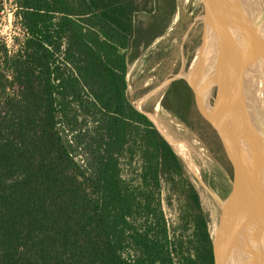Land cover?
<instances>
[{
	"label": "trees",
	"instance_id": "1",
	"mask_svg": "<svg viewBox=\"0 0 264 264\" xmlns=\"http://www.w3.org/2000/svg\"><path fill=\"white\" fill-rule=\"evenodd\" d=\"M13 3L19 32L11 44L0 37V264H216L192 184L185 198L196 254L170 233L160 206L162 176H182L183 168L126 96L119 47L150 45L167 30L165 14L144 24L136 19L137 0H81L87 10L77 14L87 15L81 19L89 29L76 30L66 48L72 69L58 55L59 40L78 25L66 1ZM73 104L99 113L96 134L76 133L77 147L86 142L91 152L83 164L59 129V115L78 122ZM161 106L192 126L195 96L186 79L169 83ZM139 141L143 167L134 184L122 174L121 156L133 154Z\"/></svg>",
	"mask_w": 264,
	"mask_h": 264
},
{
	"label": "rangeland",
	"instance_id": "2",
	"mask_svg": "<svg viewBox=\"0 0 264 264\" xmlns=\"http://www.w3.org/2000/svg\"><path fill=\"white\" fill-rule=\"evenodd\" d=\"M65 1L69 5V15L78 25L69 30L59 40L61 41V47L58 55L61 60H64L63 58L67 54L66 48L73 40L74 32L80 29L85 32L89 29L85 19H81V17H86L87 15L77 14L83 7L87 10L84 5L82 6L80 4L81 0ZM204 1L137 0L139 11L136 13V19L140 23L146 24L159 18V15L163 13L166 16L167 30L148 46L141 45L135 48L132 46L128 48L119 47V52L124 54L126 58V96L129 102L144 112L150 120L149 115L151 113L156 114L174 137L185 142V144H182L185 150L183 157L176 150L178 148H176L172 141L174 146L171 145L180 160L183 174L182 176L176 174L172 176L163 175L159 198L160 206L169 221L170 233L174 237L177 236L183 240L182 249L186 253L193 255L198 251L196 247H198L199 241L195 234L193 220L190 217V210L186 204L185 197L188 186L192 184L200 196L203 211L207 215L208 230L213 239L220 225V203L225 201L231 192L236 189L234 184L237 181V173L230 165L233 159L231 155L232 145L226 142L221 134L225 130L224 127L227 126L225 124L227 116L230 113H237L234 109L243 103V99L248 98V103H250V99L253 98L250 107L254 108L249 113V118L252 123H245L244 126L249 131L247 133L252 131L250 135L246 133V141L243 145L245 151L243 156L242 180L244 181L241 180L240 186L237 189H243L242 194L248 193L252 197L251 202L255 209L252 210L251 208V210L246 211L243 209L242 215H240L238 214L240 213V211L238 212V205L236 206L237 208L235 207L237 200H235V205H233L234 214L238 215L235 225L237 226V235L240 237L239 241L242 243L246 241L245 246H248V251L245 252L246 254H243L247 262L250 257H255L253 251L254 253L257 252L259 258L264 257V228H261V236L255 231L258 224H261V222L264 224V106L262 105L264 102V80L261 78L257 82L258 89L255 88L253 95L250 94L248 96L247 92L248 86H253L256 83V80L251 83L250 77L253 75L254 66L251 67L250 64L253 65L259 57V60H264V47L261 42V30L258 17H256V13L251 12L247 7V0H231V3L233 2L238 9V13L234 15L236 24L239 26L237 27L239 29L238 31L235 29L231 30L229 13L227 9L223 8L222 4V20L219 33L217 34L218 36H216L217 38L219 37L217 41L215 39L207 47L206 44H208V41L206 34L204 35L205 37L199 33L184 35L182 29L189 26V23L195 19H197L196 22L200 23V19L197 17L203 12L202 5ZM223 2L225 0L210 1L213 7V10L210 12L215 14V19L220 18V3ZM208 4L209 1H207ZM171 6L172 11L169 12ZM14 8L13 0H0V37L4 38L9 44L12 43L13 35L19 32L13 14ZM244 8L247 9V13L244 12ZM174 12L175 14L173 15ZM247 15L250 19H248ZM216 22L219 23L220 19L215 20ZM208 27L206 31L211 28V25ZM245 29L247 33L244 31ZM244 34L247 38L250 34L248 42L251 48L254 49L256 47L257 44L255 42L257 41L261 44V46L259 44L261 50L259 49L256 52L255 58L253 57V60L249 63L246 59V56L249 60L251 58L248 49L245 53L241 51L236 53L238 49L236 45L245 36ZM222 35H225V41L232 51V53L226 52L224 56L223 50L225 49L219 52L220 48L218 46V41ZM203 45L207 47L205 63L210 69L206 71L207 66L201 63L200 68L197 70L199 72L193 73V81L192 75L191 77L188 76L187 72H189L192 61L196 60L195 54L198 48ZM71 59L72 57L69 55L64 61L68 67L74 69V65L69 64ZM249 69H252L249 75L250 77L248 76ZM177 78L186 79L192 88L195 83L196 91L199 95L198 99L201 102L208 99V104L213 106L217 98L220 97L219 111L225 109L221 112L220 119L216 117L213 121V114L208 110L206 111L197 102L194 89L196 112L190 117L192 126L187 125L176 115L165 110L161 106L162 96L169 83ZM72 107L73 109L70 114L76 112L78 122L69 124L59 115V129L65 139L73 142L74 147H77L79 137L76 133L80 128L83 129L82 131L84 129H90L96 134L97 129L95 127L99 122V113L97 108L86 110L83 108L84 106L77 104H73ZM210 108L216 109L215 107ZM251 115L252 118L250 117ZM71 126L77 130L73 131ZM159 128L167 136L168 132L166 129L160 125ZM167 137L171 141L169 134ZM85 144L86 142L81 143L73 152L75 159L82 164L91 158V152L85 148ZM139 144L140 141L139 143L137 142L133 154L125 152L121 156L122 174L127 181L134 184L139 183L143 167L141 158L142 148ZM249 151L252 152L249 154ZM236 195L239 197L238 194ZM247 222L249 223V228L246 238L244 226ZM261 226L263 227V225ZM252 227L254 229L251 230ZM214 245L218 254L217 264H239V258L235 254H232L234 252L231 253L229 240L219 235L215 242L213 239V248Z\"/></svg>",
	"mask_w": 264,
	"mask_h": 264
},
{
	"label": "bare ground",
	"instance_id": "3",
	"mask_svg": "<svg viewBox=\"0 0 264 264\" xmlns=\"http://www.w3.org/2000/svg\"><path fill=\"white\" fill-rule=\"evenodd\" d=\"M255 1V3L257 4V5H259L260 4V6H261V9H262V12H263V14H264V0H254ZM209 5V4H208ZM212 6V4L210 3V5H209V8ZM249 8V7H248ZM209 11H211V10H209ZM234 12V11H233ZM201 16H202V13H201ZM201 16L199 15V17H198V19H200V23L201 22H203L204 20L201 18ZM220 18H216L215 20H219ZM248 19H250V18H248ZM184 20V19H183ZM195 20H197V19H195ZM194 20V21H195ZM247 21V20H246ZM248 21H250V20H248ZM197 22L195 21L194 22V24H196ZM248 24H250V23H248ZM247 24V25H248ZM237 25V27H239L238 26V24H236ZM246 25V26H247ZM187 26V25H186ZM194 26V25H193ZM192 26V27H193ZM212 26V25H211ZM215 26H216V28H217V34L219 33V29H220V22L219 23H215ZM249 27H250V25H248ZM192 27H191V29H192ZM246 28V27H245ZM248 28V27H247ZM252 28V27H251ZM185 29H187L186 27H184V29H182V31L184 32V30ZM237 29V31L239 30L238 28H236ZM245 32H246V29L244 30ZM212 31H210L209 32V35H211L210 33H211ZM245 32H243V33H245ZM207 33V32H206ZM247 33V32H246ZM189 34V33H188ZM188 34H186V35H188ZM236 35V34H235ZM245 35V34H244ZM250 35V34H249ZM249 35H248V38H247V36L245 35V36H243V38H242V40L240 41V42H238V44L236 45V46H238V49L236 50V53H238V52H243V53H245V51L248 49L249 50V53H250V56H251V58H250V60H249V58L246 56V59H247V61H248V63L251 61V60H253L252 58L254 57L255 58V54H256V52L257 51H259V49H260V47H259V44L260 43H258V41L257 42H255L256 44V47L253 49V48H251V46L249 45ZM183 38V37H182ZM235 40V39H234ZM222 42H223V40H221ZM261 42H262V46L264 47V34L263 35H261ZM233 43V42H232ZM224 45L225 46H227V44L224 42ZM249 46H250V48H249ZM260 46H261V44H260ZM204 48V47H203ZM202 48V49H203ZM247 50V51H248ZM261 50V49H260ZM232 52V51H231ZM248 53V54H249ZM261 56V55H260ZM260 58V57H259ZM259 58H258V60H259ZM242 59V58H241ZM233 60H234V58H233ZM256 61V62H254V64L252 65V64H250V66L252 67V66H254V71H253V75L250 77L249 75H250V73H251V71H252V69H249V72H248V76L250 77V79H251V83H253L255 80H256V83H254L253 84V86H248V89H249V91H248V89H247V86H246V89H247V92H248V96H250V94L251 95H253L254 93V91H255V88L256 89H258V81H260V79L262 78L263 80H264V60L262 61V60H259V61ZM246 66V65H245ZM249 68V67H248ZM165 69V68H164ZM169 73V72H168ZM163 74V73H162ZM243 74V73H242ZM152 82H154V81H152ZM156 83V82H155ZM249 84V83H248ZM135 90V89H134ZM148 94V93H147ZM146 94V95H147ZM250 98V97H249ZM141 99H143V98H141ZM245 99H247V98H245ZM251 101H250V103H248L244 108H243V110H241V112L239 113V118H240V120H239V124L238 125H236V128L237 129H240V130H242V131H245V132H249L248 130H246L245 128H244V126H245V123H252V121H250L249 120V112H251L252 111V109L254 108H251L250 107V104L253 102V98H251L250 99ZM137 102V101H136ZM158 107V106H157ZM205 109H206V111L208 110L209 112H212V111H214V109H212V108H210V107H204ZM247 115V117L248 118H245V116ZM149 117L151 118V120L155 123V125L157 126V128L159 129V131H161L160 130V128H159V125L160 126H162L164 129H166V127H165V125L163 124V122H161V120H160V118L156 115V114H154V113H151L150 115H149ZM170 117V116H169ZM183 128V127H182ZM257 129V128H256ZM166 131L168 132V134H169V137L171 138V141L168 139V134H167V132H166V134H167V136L164 134V133H162V131H161V133L168 139V141L172 144V141H173V143H174V145L176 146V148H178V149H176L183 157H184V154H185V150L183 149V147H182V144H185V142H183V141H181L180 139H177L176 137H174L167 129H166ZM257 131H258V129H257ZM251 132L252 131H250V134H251ZM243 143H244V140L242 139L241 140ZM173 145V144H172ZM173 145V146H174ZM185 146V145H184ZM249 153H251V151L249 152ZM243 160H244V158H243ZM197 169V168H196ZM241 180H242V178H241ZM242 181H244V180H242ZM241 183V182H240ZM240 186V185H239ZM238 186V187H239ZM237 187V188H238ZM242 187V186H241ZM235 189L234 191H232L231 192V194L229 195V197L225 200V201H222L221 203H220V210H221V219H220V225H219V228H218V231H217V233H216V236L213 238L214 239V242L217 240V238L219 237V235L221 236V237H223L224 239H227V240H229V242H230V246H231V249H232V251L234 252V254L239 258V264H264V257L262 256L261 258H259L258 257V254H257V252L256 253H254V251H253V254H254V256L255 257H253V258H251L250 257V259L246 262L245 261V257H244V253L246 252V251H248L247 250V247L245 246V242H241V241H239V238L240 237H238L239 235H237V226L235 225L236 224V222H237V214L235 215L234 214V211H233V205H235V200H237V204L235 205V207L237 206L238 207V212L240 211V213H238V214H240V215H242V211H243V209H245V211L246 210H251V208H252V210L253 209H255L254 207H253V204H252V202H251V200H252V197L247 193V194H242V191H243V189ZM237 190V191H236ZM238 194V196L239 197H237V195L236 194ZM235 196V197H234ZM234 198H236V199H234ZM236 207V208H237ZM235 208V209H236ZM246 224V223H245ZM244 224V225H245ZM260 225H263V227L261 226L260 227ZM241 227H242V225H240ZM243 228V227H242ZM248 228H249V223L247 222V224L244 226V229H245V233H246V238H247V230H248ZM261 228H264V224H263V222H261V224H258L257 226H256V229H255V231H256V233L257 234H259L260 236H261V234H262V230H261ZM252 229H254L253 227L251 228V230ZM243 231V230H242ZM254 232V231H253ZM242 238H243V236H242ZM244 240V239H243ZM257 241V240H256ZM250 242V241H249ZM249 242H248V245H249ZM263 242V241H262ZM244 244V245H243ZM215 246V245H214ZM249 249V248H248ZM215 258H216V264H217V257H218V254H217V250H216V247H215ZM246 254V253H245ZM250 254H251V252H250ZM261 254H262V251H261ZM219 258H220V255H219ZM260 262V263H259Z\"/></svg>",
	"mask_w": 264,
	"mask_h": 264
},
{
	"label": "flooded vegetation",
	"instance_id": "4",
	"mask_svg": "<svg viewBox=\"0 0 264 264\" xmlns=\"http://www.w3.org/2000/svg\"><path fill=\"white\" fill-rule=\"evenodd\" d=\"M207 1H209V5H210V1L211 0H205L204 3H203V5H202V10H203L202 16L200 14L201 18L204 21L201 22V23H198L197 22L196 24H194V22L197 21V20H195V21L189 23V26L186 27L187 29L184 30L183 34L186 35V34L189 33L188 35H190V34H195V33L197 34V33H199V34H201L203 36L206 34V39L208 41V44H206V45L208 47L215 39H216L215 41H217V39L219 37L218 38L216 37L218 35H217V32H216L217 31V28L215 26V14L213 12L211 13L209 11V10H213V7L211 6L209 8V5H207ZM247 2H248L247 7H249V9H250L251 12L256 13V17H258V23L260 25V30H261L260 32H261V35H263L264 34V14L262 12L261 6H260V4L257 5L254 0H247ZM222 4H223V8L224 9H227V12L229 13V16H230L229 21H230V24H231V30H234V29L237 30L236 29L237 28L236 18L234 17V15H236L238 13L237 7L233 4V2L231 3V0H225V2L220 3V9H219V11H220V23H221V20H222V16H221ZM224 4H226V5H224ZM244 12L247 13V9L246 8H244ZM247 17H248V15H247ZM209 25H212V26H211V28L209 30L206 31V29H207V27ZM191 27H192V29H191ZM210 31H212V32L210 33L211 35L209 36V32ZM227 38H228V35H227ZM221 40H223V43L225 42L227 44V42L225 41V35H222V37H220V40L218 41L219 42V45L218 46L220 48L219 49V52L222 49H225V50H223V56H224V54L226 52L227 53H229V52L232 53L231 50L229 49L230 48L229 45L227 44V46H225L221 42ZM207 47L205 45H203V46H200L198 48V50H197V52L195 54L196 60L193 59L194 61H192V64H191L190 69H189V72H187V75L188 76L191 77V75H192V80L193 81H194V75H193V73L194 72H199L197 70L200 68L201 63H204V65H206V63H205V56H206V49H207ZM206 66H207L206 67V71H208V69H210V68L208 67V65H206ZM192 69H193V71H192ZM193 89H194L195 94H196L197 102L202 107H215L216 108L214 111L210 112V113L213 114L212 115L213 116V118H212L213 121H214V119H216V117L218 119H220V117L222 115L221 112L225 110V109H223V110H220L219 111V108H220V100H221L220 97L217 98L216 103L212 106V105H209L208 104V99L207 100L205 99L204 102H201L198 99V96L199 95H198V93L196 91L197 89L195 87V83H194ZM248 117H247V115L245 116V118H248ZM250 117L252 118V115ZM239 120H240L239 113L238 114L237 113H235V114H231L230 113L227 116L226 123L224 122L227 126L226 127L223 126L225 130L221 134L222 138L226 142H229L232 145V147H231L232 148L231 149V155H232L233 159L231 160L230 165L235 169V171L237 173V181L234 184L236 188L240 185L241 178H242L243 156H244V151H245V149L243 147L244 143L241 140L243 139L244 142L246 141L245 135L247 133L245 131H242V130L236 128V125L239 124L238 123ZM249 120H250V118H249ZM229 129H232V130H229ZM247 134L250 135V133H247Z\"/></svg>",
	"mask_w": 264,
	"mask_h": 264
},
{
	"label": "water",
	"instance_id": "5",
	"mask_svg": "<svg viewBox=\"0 0 264 264\" xmlns=\"http://www.w3.org/2000/svg\"><path fill=\"white\" fill-rule=\"evenodd\" d=\"M175 14V12L173 13V15ZM249 99H243V103L238 106V108H235V112L239 113L241 110H243V108L247 105ZM262 105L264 106V102L262 103ZM164 136V135H163ZM165 137V136H164ZM166 138V137H165ZM167 139V138H166ZM168 140V139H167ZM171 144V143H170Z\"/></svg>",
	"mask_w": 264,
	"mask_h": 264
}]
</instances>
